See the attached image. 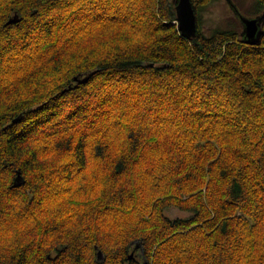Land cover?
<instances>
[{
	"label": "clouds",
	"instance_id": "1",
	"mask_svg": "<svg viewBox=\"0 0 264 264\" xmlns=\"http://www.w3.org/2000/svg\"><path fill=\"white\" fill-rule=\"evenodd\" d=\"M0 264H264V0H0Z\"/></svg>",
	"mask_w": 264,
	"mask_h": 264
},
{
	"label": "trees",
	"instance_id": "2",
	"mask_svg": "<svg viewBox=\"0 0 264 264\" xmlns=\"http://www.w3.org/2000/svg\"><path fill=\"white\" fill-rule=\"evenodd\" d=\"M173 27H179V25H178V19L176 18V19H174V21H173V25H172Z\"/></svg>",
	"mask_w": 264,
	"mask_h": 264
},
{
	"label": "water",
	"instance_id": "3",
	"mask_svg": "<svg viewBox=\"0 0 264 264\" xmlns=\"http://www.w3.org/2000/svg\"><path fill=\"white\" fill-rule=\"evenodd\" d=\"M177 16H178V14H177ZM178 19V18H177ZM179 23H180V21H179V19H178V25H179Z\"/></svg>",
	"mask_w": 264,
	"mask_h": 264
}]
</instances>
